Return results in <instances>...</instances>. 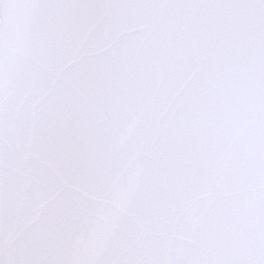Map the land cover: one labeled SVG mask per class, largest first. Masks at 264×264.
I'll return each instance as SVG.
<instances>
[{"label":"snow or ice","instance_id":"1","mask_svg":"<svg viewBox=\"0 0 264 264\" xmlns=\"http://www.w3.org/2000/svg\"><path fill=\"white\" fill-rule=\"evenodd\" d=\"M0 264H264V0H0Z\"/></svg>","mask_w":264,"mask_h":264}]
</instances>
